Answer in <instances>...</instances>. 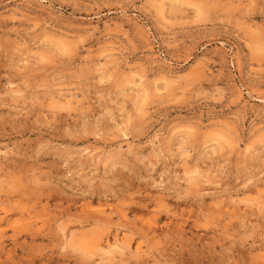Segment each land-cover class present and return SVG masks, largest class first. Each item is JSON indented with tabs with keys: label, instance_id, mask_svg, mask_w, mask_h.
Listing matches in <instances>:
<instances>
[{
	"label": "rangeland",
	"instance_id": "rangeland-1",
	"mask_svg": "<svg viewBox=\"0 0 264 264\" xmlns=\"http://www.w3.org/2000/svg\"><path fill=\"white\" fill-rule=\"evenodd\" d=\"M0 264H264V0H0Z\"/></svg>",
	"mask_w": 264,
	"mask_h": 264
},
{
	"label": "bare ground",
	"instance_id": "bare-ground-1",
	"mask_svg": "<svg viewBox=\"0 0 264 264\" xmlns=\"http://www.w3.org/2000/svg\"><path fill=\"white\" fill-rule=\"evenodd\" d=\"M107 250H108V249H107ZM111 251H112V250H111ZM104 253H105V252H104ZM106 253H107V252H106ZM108 257H109V256H108ZM108 257H107V258H108Z\"/></svg>",
	"mask_w": 264,
	"mask_h": 264
}]
</instances>
